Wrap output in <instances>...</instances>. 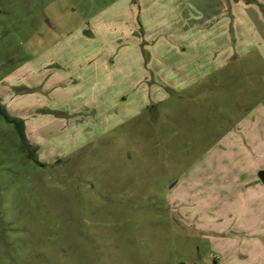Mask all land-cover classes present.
<instances>
[{
  "label": "rangeland",
  "instance_id": "rangeland-1",
  "mask_svg": "<svg viewBox=\"0 0 264 264\" xmlns=\"http://www.w3.org/2000/svg\"><path fill=\"white\" fill-rule=\"evenodd\" d=\"M233 1L222 56L220 0H0V264H237L252 215L264 240V0Z\"/></svg>",
  "mask_w": 264,
  "mask_h": 264
},
{
  "label": "crops",
  "instance_id": "crops-1",
  "mask_svg": "<svg viewBox=\"0 0 264 264\" xmlns=\"http://www.w3.org/2000/svg\"><path fill=\"white\" fill-rule=\"evenodd\" d=\"M232 1L220 0L219 4L215 5V11L217 12V14H215L213 21L215 24H217V27L218 26L220 27L219 32L217 31V37H218L219 41L222 40V38H224L226 40L225 41L226 43L225 44L223 43V45H221V49L216 50V53L219 55H222V56H224L225 51L227 52V56H229V54L232 52V49H233V48H231V41L233 40V38L231 36H229V32H228L230 30V26H231V32H234L236 30V28L239 26V24H241L240 21L238 20V17H239L238 12L233 14L229 11V5H230V3H232ZM236 2H237L236 8L241 9V10H243V9L249 10L250 9V4H247V2H244V4H242V3L239 4V2H241V1H236ZM223 21L226 22V24H225L226 27L222 26ZM247 32L249 34L248 29H247ZM235 33H236V31H235ZM225 35H226V38H225ZM235 39L236 40L238 39V35H237V37H235ZM251 48H253V47H251ZM199 79H200V77H198L196 79H192L190 82H193V81L199 80ZM254 223H256V216L252 215V216L246 217L245 219H242L240 221V224H238V226H237V227H239V232H242V231L243 232H250V234L249 235H242L241 239L237 242H235L237 239V236L232 237V239H233L231 241L232 243L229 245L230 250L231 249L233 250V248L241 249L243 247L245 249L242 252L243 255H246L245 260L239 261V263H237V264H264V255L263 256L259 255L257 252L258 250H261L260 247L264 244V240H261L260 238L255 237L257 233H255L256 231L253 229L255 227ZM262 231L264 233V228L262 229ZM235 256H236V253L228 255V257H223L224 260H222L220 262V264H234L233 259L235 258ZM230 257L232 259H228Z\"/></svg>",
  "mask_w": 264,
  "mask_h": 264
},
{
  "label": "trees",
  "instance_id": "trees-1",
  "mask_svg": "<svg viewBox=\"0 0 264 264\" xmlns=\"http://www.w3.org/2000/svg\"><path fill=\"white\" fill-rule=\"evenodd\" d=\"M7 118L9 121L14 122L16 124V126L19 130V133L22 137L24 145L28 146L24 121L21 118H17V117H13V116H7Z\"/></svg>",
  "mask_w": 264,
  "mask_h": 264
},
{
  "label": "water",
  "instance_id": "water-1",
  "mask_svg": "<svg viewBox=\"0 0 264 264\" xmlns=\"http://www.w3.org/2000/svg\"><path fill=\"white\" fill-rule=\"evenodd\" d=\"M260 175L262 178H264V172L263 171L260 173Z\"/></svg>",
  "mask_w": 264,
  "mask_h": 264
}]
</instances>
